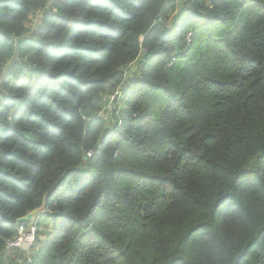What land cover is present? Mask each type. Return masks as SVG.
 <instances>
[{
    "label": "trees",
    "instance_id": "16d2710c",
    "mask_svg": "<svg viewBox=\"0 0 264 264\" xmlns=\"http://www.w3.org/2000/svg\"><path fill=\"white\" fill-rule=\"evenodd\" d=\"M0 264H264V0H0Z\"/></svg>",
    "mask_w": 264,
    "mask_h": 264
},
{
    "label": "built area",
    "instance_id": "2783aa9c",
    "mask_svg": "<svg viewBox=\"0 0 264 264\" xmlns=\"http://www.w3.org/2000/svg\"><path fill=\"white\" fill-rule=\"evenodd\" d=\"M119 94V92L117 93ZM18 235L13 240H9L7 245L10 249H20L24 255L28 258V261L31 262V250L35 245L36 241V226H31L29 230H26L22 224L19 225Z\"/></svg>",
    "mask_w": 264,
    "mask_h": 264
},
{
    "label": "rangeland",
    "instance_id": "374dc122",
    "mask_svg": "<svg viewBox=\"0 0 264 264\" xmlns=\"http://www.w3.org/2000/svg\"><path fill=\"white\" fill-rule=\"evenodd\" d=\"M133 70H135V71H137L138 70V68H139V66H138V64H135V65H133ZM132 71V70H131ZM129 75V77H128V83H134L135 82V79H136V76H134V74H133V71L131 72V73H129L128 74ZM139 75L137 74V77H138ZM124 92H126V91H124ZM121 96V95H120ZM114 108H115V104L113 103V104H111L110 106H109V110H108V114L105 116V119H114V117H111L112 115H113V110H114ZM33 226V225H32Z\"/></svg>",
    "mask_w": 264,
    "mask_h": 264
},
{
    "label": "water",
    "instance_id": "95a60500",
    "mask_svg": "<svg viewBox=\"0 0 264 264\" xmlns=\"http://www.w3.org/2000/svg\"><path fill=\"white\" fill-rule=\"evenodd\" d=\"M44 212V208H40L38 210L33 211L32 213H30L28 216L21 218L17 221V224H21L24 222H31L35 216H37L38 214H42Z\"/></svg>",
    "mask_w": 264,
    "mask_h": 264
},
{
    "label": "clouds",
    "instance_id": "9594fccd",
    "mask_svg": "<svg viewBox=\"0 0 264 264\" xmlns=\"http://www.w3.org/2000/svg\"><path fill=\"white\" fill-rule=\"evenodd\" d=\"M21 224H22V223H21ZM21 224H19V225H21ZM32 225L34 226V225H35V223H31V226H32Z\"/></svg>",
    "mask_w": 264,
    "mask_h": 264
}]
</instances>
